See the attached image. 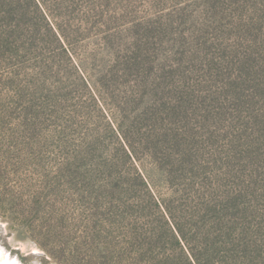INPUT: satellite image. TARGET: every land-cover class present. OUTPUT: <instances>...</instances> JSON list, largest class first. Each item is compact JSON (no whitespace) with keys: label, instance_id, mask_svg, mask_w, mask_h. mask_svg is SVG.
I'll list each match as a JSON object with an SVG mask.
<instances>
[{"label":"trees","instance_id":"1","mask_svg":"<svg viewBox=\"0 0 264 264\" xmlns=\"http://www.w3.org/2000/svg\"><path fill=\"white\" fill-rule=\"evenodd\" d=\"M134 1L0 0L25 123L42 139L54 120L61 144L74 134L59 175L73 163L87 199L71 228L84 260L264 264V0H203L187 39L163 16L133 20L136 38L95 51L92 74L74 64L80 38L129 30ZM60 57L75 76L51 90Z\"/></svg>","mask_w":264,"mask_h":264},{"label":"rangeland","instance_id":"2","mask_svg":"<svg viewBox=\"0 0 264 264\" xmlns=\"http://www.w3.org/2000/svg\"><path fill=\"white\" fill-rule=\"evenodd\" d=\"M154 1L158 2L134 1L132 9L137 11L138 18L135 19V15L126 19L121 17L120 24L129 30L121 31L119 37L114 36L117 33L114 32L109 37L94 34L80 38L72 46L74 64L89 67L92 74L94 62L89 58L91 55L100 58L95 51L101 50L107 56L112 52L113 44L122 47L121 41L136 38L133 26L126 25L133 20L163 16L164 22L172 23L173 32L174 29L181 31L187 39L190 29L194 28L191 12L200 10L204 6L203 0H159L157 9L150 5ZM181 7H187L186 13L175 15ZM119 14L118 17L123 15ZM58 65L54 66L57 77L50 76L51 90L56 81L61 83V77L70 84L75 76L73 66L65 57H60ZM4 68L6 65L0 57V264H64V259H67L65 264H86L84 259H92L85 250L87 247L81 245L85 241L83 234L73 232L71 228L87 208V199L77 192L80 187L72 182L73 177L77 178L72 175L73 163L70 162L59 175L63 149L73 155L74 134H68L72 136L64 139L62 148L60 139H56L58 129L54 120L46 121L42 139L40 129L31 132L24 121L28 110L23 102L14 99L9 76L13 70ZM33 152L35 155L30 156ZM68 259L71 262L68 263Z\"/></svg>","mask_w":264,"mask_h":264}]
</instances>
